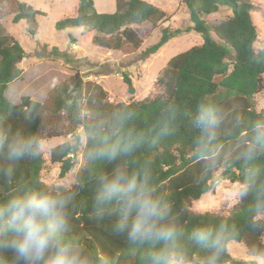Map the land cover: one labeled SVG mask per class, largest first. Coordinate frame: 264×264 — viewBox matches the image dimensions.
Segmentation results:
<instances>
[{
    "label": "trees",
    "instance_id": "trees-1",
    "mask_svg": "<svg viewBox=\"0 0 264 264\" xmlns=\"http://www.w3.org/2000/svg\"><path fill=\"white\" fill-rule=\"evenodd\" d=\"M13 1L15 14L12 23L23 21L27 35L35 36L36 17L44 16L43 13L25 3ZM182 4L188 12L191 31L199 35L201 45L169 59L155 80L158 96L149 101L130 102L126 105L112 106L107 103L101 88H97L96 93L82 102L84 84L78 72L73 75L70 83L56 88L51 106L28 97H21L16 105L10 103L5 99L4 92L10 83L19 80L21 76L22 72L15 67V62L23 55V50L0 26V121L6 120L28 132H42L48 123H53L55 117L63 115L82 127L85 139L83 164L75 174L73 185L81 176L85 180V186L71 205L74 232L90 247L126 256L123 239L113 236L105 224L90 218L89 205L97 184L87 175V153L90 148L88 129L97 118L110 117L126 108L134 113L129 121L130 127L150 129L159 120L163 104L169 100L175 102L181 112L194 110L201 99L227 104L236 119L235 122L230 121L223 125L217 134L222 151L213 171H206L202 162L194 157L193 133L182 119H178L172 135L154 142L149 137V142L122 163L132 170L144 159L150 160L154 180L160 185L161 191L167 194L173 204V212L181 221L191 228L200 221L214 223L220 218L230 219L240 228L239 239L234 243L243 244L248 255L264 263V253L252 252L254 246L264 249V233L248 230L243 220L242 206L236 203L227 217L188 211L193 202L213 189L216 173L219 172L225 181L238 183L243 164L235 160L236 142L248 135L247 124L250 121L264 117V114L255 113L250 105V100L262 90L264 83V48L254 49L257 28L251 16L254 12L253 6L246 0H182ZM223 8L230 11L226 19L213 25L205 20ZM165 19L164 12L143 0H115V12L112 14L97 13L91 0H79L76 16L58 21L55 29L78 30L79 40L85 45L108 50L135 51L141 41L132 27L145 23L156 26ZM178 33V30L169 32L163 29L159 41L146 53H155ZM70 41L76 42L72 37ZM123 81L127 85L128 94L133 95L134 89L126 75ZM84 110L91 114L87 120L79 116ZM59 136L61 135L58 133L49 134L51 138ZM73 141L72 144L65 142L54 147L49 153L51 163L59 165L61 179L74 170L76 165L75 154L80 137L75 135ZM113 166L107 165L108 169ZM42 169V158L19 161L12 177H0V200L12 195L21 184L38 182L40 186H44L41 182ZM132 264H139L138 259L133 260ZM225 264H231L229 255Z\"/></svg>",
    "mask_w": 264,
    "mask_h": 264
},
{
    "label": "clouds",
    "instance_id": "clouds-1",
    "mask_svg": "<svg viewBox=\"0 0 264 264\" xmlns=\"http://www.w3.org/2000/svg\"><path fill=\"white\" fill-rule=\"evenodd\" d=\"M133 115L126 108L97 118L87 132V175L97 184L90 218L122 238L127 255L90 247L75 234L71 205L85 186L79 176L71 187L21 184L0 200V264H132L136 259L139 264H225L239 239V226L220 218L189 228L154 180L151 161L144 159L132 170L122 161L133 157L149 137L154 142L172 135L182 119L193 133L194 157L206 171H213L222 151L217 134L236 119L231 109L225 103L201 99L194 110L181 112L169 100L159 120L147 130L129 126ZM79 116L87 120L91 114L84 110ZM247 128L248 135L235 146V160L243 169L230 198L243 207L248 230L264 233V117L250 121ZM47 151L48 139L42 132L0 121V177H12L19 161L41 159ZM107 165L114 166L108 169ZM252 252L264 253V249L254 246Z\"/></svg>",
    "mask_w": 264,
    "mask_h": 264
},
{
    "label": "rangeland",
    "instance_id": "rangeland-1",
    "mask_svg": "<svg viewBox=\"0 0 264 264\" xmlns=\"http://www.w3.org/2000/svg\"><path fill=\"white\" fill-rule=\"evenodd\" d=\"M40 11L44 16H37V33L27 35L23 21L13 24L15 14L13 0H0V26L7 35L14 38L23 50V55L15 62L20 70L19 80L10 83L4 92V97L16 105L21 97H28L39 103L51 106V100L57 87L70 83L73 75L78 72L84 84L82 102L97 92V88L106 95V102L112 106L126 105L130 102L149 101L158 96L155 80L166 63L177 54L183 53L202 43L199 35L191 31L188 12L182 0H143L166 14V19L156 26L145 23L133 26L141 43L138 49L130 51L108 50L80 42V32L75 29L56 30L55 24L63 19L73 18L79 5V0H17ZM97 13L112 14L115 12V0H91ZM253 6L252 20L257 28L255 50L264 48V0H246ZM230 11L220 9L218 13L208 16L205 20L216 24L226 19ZM163 29L179 33L153 54L147 50L156 44ZM70 37L76 40L70 41ZM126 75L134 89L129 95L127 85L123 81ZM251 109L257 114H264V83L262 90L250 100ZM84 107V105H82ZM50 108V107H49ZM48 123L42 133L48 139L50 150L68 142L74 143L75 135L80 137L78 150L75 154L76 165L65 178L59 177V165L52 164L50 151L43 155L41 182L45 187L57 183L71 187L75 174L83 164L82 154L85 146L82 127L71 122L66 116L59 115ZM70 121V122H69ZM50 133H58L59 137H49ZM213 189L193 202L188 209L194 214L209 213L227 217L232 212L236 201L230 198L232 184L223 180L219 172L214 175ZM264 240V236H263ZM231 264H264L260 259L247 254L243 244L234 243L229 251Z\"/></svg>",
    "mask_w": 264,
    "mask_h": 264
}]
</instances>
